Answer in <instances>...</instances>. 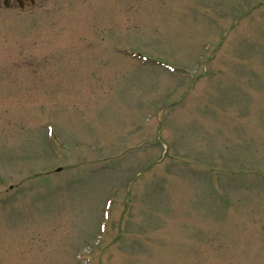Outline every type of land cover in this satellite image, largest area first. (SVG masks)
<instances>
[{"label": "rangeland", "instance_id": "1", "mask_svg": "<svg viewBox=\"0 0 264 264\" xmlns=\"http://www.w3.org/2000/svg\"><path fill=\"white\" fill-rule=\"evenodd\" d=\"M0 264H264V0H0Z\"/></svg>", "mask_w": 264, "mask_h": 264}, {"label": "flooded vegetation", "instance_id": "2", "mask_svg": "<svg viewBox=\"0 0 264 264\" xmlns=\"http://www.w3.org/2000/svg\"><path fill=\"white\" fill-rule=\"evenodd\" d=\"M30 2V0H6L7 6L10 8H25V5Z\"/></svg>", "mask_w": 264, "mask_h": 264}, {"label": "water", "instance_id": "3", "mask_svg": "<svg viewBox=\"0 0 264 264\" xmlns=\"http://www.w3.org/2000/svg\"><path fill=\"white\" fill-rule=\"evenodd\" d=\"M58 171H60V170H58Z\"/></svg>", "mask_w": 264, "mask_h": 264}]
</instances>
